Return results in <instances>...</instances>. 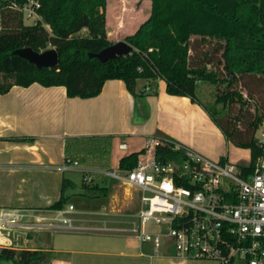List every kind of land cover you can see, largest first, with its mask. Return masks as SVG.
Segmentation results:
<instances>
[{"label": "trees", "instance_id": "1", "mask_svg": "<svg viewBox=\"0 0 264 264\" xmlns=\"http://www.w3.org/2000/svg\"><path fill=\"white\" fill-rule=\"evenodd\" d=\"M24 1L0 5L1 95L14 86L37 83L64 87L69 98L85 100L100 95L107 81L120 80L136 96L139 80L154 86L163 80L169 95L188 97L200 105L230 144L251 152L252 161L262 154L256 132L264 121V101L258 103L256 94L264 91V0H147L151 2L148 19L124 39L133 48L131 54L105 63L91 55L113 45L106 30L107 0H43L39 12L50 31L42 24H25L21 13L12 8ZM27 47L35 52L56 50L59 66L38 69L14 55L15 50ZM201 83L216 87L213 105L199 99ZM238 86L247 91L248 98ZM251 101L256 105L254 114L247 109ZM234 107L240 109L236 116ZM157 137L168 141L156 147L157 161L185 159L183 152L174 149L175 140ZM112 149V137L67 138L64 164L109 171ZM144 153L123 157L119 169L133 170ZM68 184L64 182L51 210L64 209ZM82 190L90 199L109 193L107 187L93 183H83ZM52 258L51 252L0 246V264H50Z\"/></svg>", "mask_w": 264, "mask_h": 264}, {"label": "crops", "instance_id": "2", "mask_svg": "<svg viewBox=\"0 0 264 264\" xmlns=\"http://www.w3.org/2000/svg\"><path fill=\"white\" fill-rule=\"evenodd\" d=\"M147 2L144 13L123 14L127 17L123 23L111 22L107 11L109 38L113 23L117 34L131 29L136 32L140 26L135 25H141L150 15L151 2ZM137 85L134 96L123 81L110 80L100 95L85 100L69 98L64 87L46 88L37 83L27 88L14 86L7 94H0V211L55 213L50 207L59 201L64 182L73 183L64 176L68 171L64 167L67 138L112 137V170L115 161L118 168L123 157L146 151L158 135L171 138L210 160H229L233 145L200 105L188 97L169 95L163 80L156 86L146 80H139ZM121 145L126 148L121 149ZM73 187L66 186V197ZM82 193L81 189L73 194ZM34 224H21L2 232L0 246L51 252L50 264H219L181 259L169 246H163L155 254L151 243H142L129 233H124L127 237L119 236L116 231L129 228H110L106 223L103 227L74 226V229L54 222L44 227ZM147 229L156 231L151 225ZM32 231L50 234L51 240L36 245Z\"/></svg>", "mask_w": 264, "mask_h": 264}, {"label": "built area", "instance_id": "3", "mask_svg": "<svg viewBox=\"0 0 264 264\" xmlns=\"http://www.w3.org/2000/svg\"><path fill=\"white\" fill-rule=\"evenodd\" d=\"M42 2L25 0L22 4L15 2L12 8L21 13L24 22L47 27L39 12ZM256 140L262 154L255 161L251 157L244 165L226 159L210 160L178 142L173 143L174 149L183 152L185 159L159 162L156 147L168 141L156 138L130 171L119 167L102 171L78 163L64 167L82 172L86 184H92L100 173L138 191L141 210L137 221L129 229L116 231L151 243L155 254L169 246L185 260L264 264V121ZM125 148L121 145V149ZM73 211L74 207L69 206L55 211L54 217L30 216L35 218V226L54 222L74 229L73 220L66 217ZM26 212L1 210L0 234L30 218ZM149 225L156 231H149Z\"/></svg>", "mask_w": 264, "mask_h": 264}, {"label": "rangeland", "instance_id": "4", "mask_svg": "<svg viewBox=\"0 0 264 264\" xmlns=\"http://www.w3.org/2000/svg\"><path fill=\"white\" fill-rule=\"evenodd\" d=\"M10 0H0V5L3 2H9ZM146 0H107V11L110 13V18H112L111 22H115V20H119L120 23L124 22L123 14L128 15V13H144V9H146L147 5ZM120 7V8H119ZM151 7V3H150ZM118 10H117V9ZM120 18V19H119ZM29 22H25L26 25H31ZM119 23V24H120ZM115 23L110 25V28H115ZM139 27L140 25H135ZM136 27V28H137ZM49 31L50 26L45 27ZM111 29L112 36L107 34L108 40L112 44H116L117 42L124 41L127 37L126 35H132L135 32L122 30V32L117 34L115 30ZM85 34V33H84ZM210 46H207L206 50L209 49ZM239 87V86H238ZM223 89V88H222ZM220 89V93L222 92ZM244 94L245 98H248L247 91L243 88L239 87ZM216 87L207 83H201L199 88L197 89V95L199 99L209 105H213L216 101ZM256 101L258 103H263L264 101V91L262 93L256 94ZM222 106H219L221 109ZM250 113L254 114L256 105L254 102H250V106L247 108ZM239 107H234L232 109V114L236 116L239 112ZM251 154L249 150L238 149L234 146L230 147L229 151V161L238 165H244L250 162ZM117 162H114L113 169H116ZM100 170V169H99ZM112 171V168L111 170ZM65 178L69 181H72L74 184L73 188H70L71 194L67 197V203L65 208L67 209L69 206L74 207V211L72 214L67 215L66 217L73 220V225L76 227H103L106 223L110 228H130L132 227V223L137 221L136 216L141 210V194L130 186L118 183L113 181L111 178L106 175L98 174L95 182L100 186L104 185L109 190V194L106 197L101 198H86L82 195L73 194L74 192L80 191L82 189L83 183V174L78 170H68L65 172ZM94 182V181H93ZM92 182V183H93ZM31 187V186H30ZM26 188V187H25ZM24 188V189H25ZM31 187L30 189H32ZM28 189V187H27ZM33 190V189H32ZM27 191V190H26ZM26 215L31 216H44V217H54L56 214L52 211L46 210H37L31 212H26ZM25 219L22 224H33L35 222V218ZM35 225V224H34ZM59 225V224H57ZM33 236L35 237V244H42L43 240H51L50 234L40 235L36 234L32 231ZM94 235H102L99 233H91ZM108 234H115L113 232H109ZM119 236L127 237V234H119ZM45 243V242H44ZM197 264H207V262L197 263ZM243 264V263H238Z\"/></svg>", "mask_w": 264, "mask_h": 264}, {"label": "water", "instance_id": "5", "mask_svg": "<svg viewBox=\"0 0 264 264\" xmlns=\"http://www.w3.org/2000/svg\"><path fill=\"white\" fill-rule=\"evenodd\" d=\"M132 50L133 48L128 43L120 41L107 49H103L99 54H93L91 56L105 63L118 57L127 56L131 54ZM14 55L23 58L32 65H35L38 69H54L59 66V55L54 49H49L44 52H35L33 48L27 47L15 50Z\"/></svg>", "mask_w": 264, "mask_h": 264}]
</instances>
